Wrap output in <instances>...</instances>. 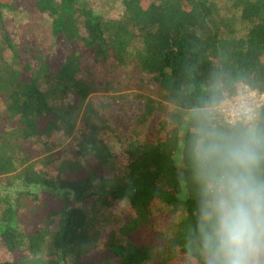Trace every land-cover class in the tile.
Masks as SVG:
<instances>
[{
  "label": "trees",
  "instance_id": "obj_1",
  "mask_svg": "<svg viewBox=\"0 0 264 264\" xmlns=\"http://www.w3.org/2000/svg\"><path fill=\"white\" fill-rule=\"evenodd\" d=\"M220 1L123 0L122 14L105 18L91 0H0V241L12 256L0 264H205L196 142L242 127L264 137V105L237 125L219 111L243 85L264 93V0H225L238 29ZM19 11L49 17L53 40L71 46L64 63L24 64L4 18ZM116 69L159 92L140 122L159 111L172 126L124 159L89 101ZM69 138L73 158L31 163L32 142L50 153Z\"/></svg>",
  "mask_w": 264,
  "mask_h": 264
},
{
  "label": "clouds",
  "instance_id": "obj_2",
  "mask_svg": "<svg viewBox=\"0 0 264 264\" xmlns=\"http://www.w3.org/2000/svg\"><path fill=\"white\" fill-rule=\"evenodd\" d=\"M195 156L207 197L200 225L205 264H264V137L254 127L208 133Z\"/></svg>",
  "mask_w": 264,
  "mask_h": 264
},
{
  "label": "rangeland",
  "instance_id": "obj_3",
  "mask_svg": "<svg viewBox=\"0 0 264 264\" xmlns=\"http://www.w3.org/2000/svg\"><path fill=\"white\" fill-rule=\"evenodd\" d=\"M91 2L97 14L105 18H118L122 14L123 0H91ZM219 7L223 17L233 18L232 24L239 25V15L231 11L233 8L225 0L219 2ZM4 18L7 20L12 38L17 40L23 48L24 64H31L38 68L40 61L37 57L45 56L52 65L58 66L64 63L71 53V46L67 42L53 40L49 17L19 11L6 12ZM239 27L242 25L236 28ZM129 72L130 70L116 69L109 73L107 78L103 74L102 79H97L100 90L89 98V101L109 120L113 129L109 145L116 155L123 159L127 157V149L132 143L147 139L155 141L168 133L172 127L167 118L159 111H155L145 123L140 122L139 117L147 105L146 98L154 96L156 101H159V92L150 83L148 76L140 75L136 79L128 81L127 79L132 74ZM108 82L113 85L109 86ZM117 83L123 84L125 88L120 89L121 87ZM161 104L167 106L163 101ZM165 123H169L167 130L163 128ZM74 137L77 139L78 134ZM37 144L38 142H32L29 146L33 159L31 163H41L42 159L49 155H53V158L59 162L65 158L71 159L76 155L74 138L65 140L50 153H45L44 148L37 147ZM26 203L27 201H25ZM11 259V254L0 241V262Z\"/></svg>",
  "mask_w": 264,
  "mask_h": 264
},
{
  "label": "built area",
  "instance_id": "obj_4",
  "mask_svg": "<svg viewBox=\"0 0 264 264\" xmlns=\"http://www.w3.org/2000/svg\"><path fill=\"white\" fill-rule=\"evenodd\" d=\"M264 105V93H258L243 85L239 94L222 102L219 111L231 125L251 122ZM251 117V119H249Z\"/></svg>",
  "mask_w": 264,
  "mask_h": 264
}]
</instances>
